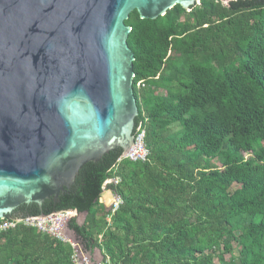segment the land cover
Instances as JSON below:
<instances>
[{
    "label": "trees",
    "instance_id": "16d2710c",
    "mask_svg": "<svg viewBox=\"0 0 264 264\" xmlns=\"http://www.w3.org/2000/svg\"><path fill=\"white\" fill-rule=\"evenodd\" d=\"M125 24L147 160L116 148L57 201L13 217L87 212L68 229L111 264H264V0H201L154 20L134 10ZM112 178L114 213L100 201ZM72 254L34 227L0 234V264H73Z\"/></svg>",
    "mask_w": 264,
    "mask_h": 264
},
{
    "label": "water",
    "instance_id": "95a60500",
    "mask_svg": "<svg viewBox=\"0 0 264 264\" xmlns=\"http://www.w3.org/2000/svg\"><path fill=\"white\" fill-rule=\"evenodd\" d=\"M200 2L0 0V220L57 201L86 164L130 151L139 111L125 21Z\"/></svg>",
    "mask_w": 264,
    "mask_h": 264
},
{
    "label": "built area",
    "instance_id": "2783aa9c",
    "mask_svg": "<svg viewBox=\"0 0 264 264\" xmlns=\"http://www.w3.org/2000/svg\"><path fill=\"white\" fill-rule=\"evenodd\" d=\"M139 88H143L145 84L139 82ZM149 156V150L145 145V131L141 126L135 127V138L134 145L130 151L122 158L128 159L132 162H144ZM118 178H112L105 182V185L109 183H117ZM112 193L111 190H107ZM113 195V199L108 207L113 213L119 208L122 203L120 197ZM100 201L102 202L101 198ZM103 203V202H102ZM71 211H60L45 216H27V217H16L12 219H5L0 221V234L8 230L14 229L19 225L27 227H34L39 231L52 236L53 238L69 243L73 248L72 262L73 264H111L108 260H102L100 262H94L91 260L87 252L84 250L82 245L74 240H71L65 233L67 222L71 219Z\"/></svg>",
    "mask_w": 264,
    "mask_h": 264
},
{
    "label": "crops",
    "instance_id": "0c3cea01",
    "mask_svg": "<svg viewBox=\"0 0 264 264\" xmlns=\"http://www.w3.org/2000/svg\"><path fill=\"white\" fill-rule=\"evenodd\" d=\"M110 195L109 197V200L108 202L106 200L102 201L103 204L106 206V207H109L110 206V203L113 199V195L112 193H110L109 191L106 192V194ZM66 234L67 236L71 239V240H74L76 242L79 243V241L77 240V236L74 234H72L71 232H67L66 231ZM87 252V251H86ZM87 254L89 255V257L91 258V260H93L94 262H100L104 259V255H103V251L99 248H94L92 251L90 252H87Z\"/></svg>",
    "mask_w": 264,
    "mask_h": 264
},
{
    "label": "rangeland",
    "instance_id": "374dc122",
    "mask_svg": "<svg viewBox=\"0 0 264 264\" xmlns=\"http://www.w3.org/2000/svg\"><path fill=\"white\" fill-rule=\"evenodd\" d=\"M106 192H107V189L103 192V194H102V196H101V200H102V201H104V196H105ZM72 218H76L77 222H78L79 224H81V223L83 222L84 215H83V214H79V215H75V214H74V215H72ZM65 231H67V232H71L72 234H74L73 231L69 230L68 228L65 229ZM233 255H234V256H237V250L234 252ZM229 257H230L229 254L226 255V259H228Z\"/></svg>",
    "mask_w": 264,
    "mask_h": 264
},
{
    "label": "bare ground",
    "instance_id": "6f19581e",
    "mask_svg": "<svg viewBox=\"0 0 264 264\" xmlns=\"http://www.w3.org/2000/svg\"><path fill=\"white\" fill-rule=\"evenodd\" d=\"M109 197H110L109 193H108V194H105V196H104V200H106V201L108 202Z\"/></svg>",
    "mask_w": 264,
    "mask_h": 264
},
{
    "label": "clouds",
    "instance_id": "9594fccd",
    "mask_svg": "<svg viewBox=\"0 0 264 264\" xmlns=\"http://www.w3.org/2000/svg\"><path fill=\"white\" fill-rule=\"evenodd\" d=\"M105 190H106V187H105Z\"/></svg>",
    "mask_w": 264,
    "mask_h": 264
}]
</instances>
